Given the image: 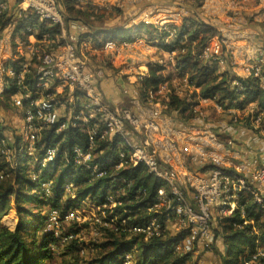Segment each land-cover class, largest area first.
<instances>
[{"label":"built area","instance_id":"2783aa9c","mask_svg":"<svg viewBox=\"0 0 264 264\" xmlns=\"http://www.w3.org/2000/svg\"><path fill=\"white\" fill-rule=\"evenodd\" d=\"M73 1L76 4L85 3L91 8L112 11L114 8H122L126 0ZM143 1L149 4V8L143 10L138 18H133L129 25H152L157 29L154 35L159 36L160 33H163V39H149L141 32L140 36L136 35L131 41L105 40L100 45L101 50L110 49L113 54L120 56L135 43L147 41L151 45L157 43L163 47H172L168 51L172 61L176 53L184 51L182 43L173 46L178 38L176 34L178 23L174 22L171 9L165 5L157 4L156 0ZM219 1L228 16H240L250 8H255L258 10L260 22L264 27V0H256L254 6L248 5V0ZM18 3L19 15L23 10H30L40 22L56 25L59 32L55 37L45 35L42 40L37 39L34 43L27 44L28 58L19 63L17 69L10 66L2 67L3 72L19 85L14 103L23 110L24 114L20 141L16 146L11 147L10 138L5 133L0 137V154L4 156L9 168L17 167L20 162L19 157L23 158L28 166L32 164L41 168L54 161L58 153V145L47 146L43 150L42 157H39L37 142L45 128L58 123V132L69 126L67 122L60 121L59 114V108L66 106L68 100L56 99L54 95L46 92L54 85L66 84L72 88L71 91H78L82 96V111L75 118L81 117L83 120L80 131L88 135V145L86 148L75 145L72 154L63 155L64 160L75 166L85 167L89 172L90 179L106 175L109 165L118 170L126 164H141L149 173L165 182L168 187L158 188L154 201L146 205V210L149 213L158 214H162L166 210L169 214H167L168 217L171 218L168 221H176L178 226L176 228L184 229L185 234L173 245L177 252L199 254L210 251L217 238L214 226H212L215 218L214 212L216 211L218 216L231 214L238 208L243 212L244 207L239 205V195L242 193L251 196L253 201L264 209V160L249 158L236 160L231 149L233 141L228 140L225 144L218 142L216 134L208 124L191 128L178 129L172 126L168 128L166 122L171 118L163 116L160 111H155L150 116H144L136 115L127 108L111 106L104 100L98 88L99 81L105 77V70L102 67L88 69V58L80 53L77 44L78 37L69 31V24L63 13L60 0H18ZM195 3L196 0H185L184 4H180L181 20L194 11ZM8 9L9 0H0V14ZM197 15L203 22L215 27L212 19L207 18L206 20L199 13ZM217 29L220 35L212 37L208 44L196 54L197 58L215 66H224L230 60L234 70L232 72L236 76L245 75L248 77L252 75L264 85L263 49L254 45L252 53L240 54L234 43V38L222 33L219 28ZM25 32L34 34L35 30L33 26H27ZM85 32V30L81 31V33ZM183 38L186 41V36ZM33 63L40 76V81L36 83L37 89L31 92L23 82ZM4 82L2 80L3 85ZM184 82L188 83L187 77L184 78ZM164 90L165 86L160 85L156 92L150 91L146 104L158 105L160 102L154 101V96L163 93ZM24 99H26L25 102ZM210 102L219 111L234 113L237 110L236 108L224 110L223 107L214 103L213 99L207 98L201 99L194 110L198 114L204 115L199 109L203 104ZM162 107L165 108V105ZM235 114L234 121L239 119L237 113ZM90 120H95V123H90ZM253 123L255 127L260 128L259 132L264 135V129L260 127V116L253 118ZM72 125L77 126L76 123ZM174 130L183 133L196 131L199 137L219 143L218 147L221 148L220 151L223 154L212 149L213 146L208 143L193 140V151L196 153H190L189 162L199 168L206 164H210V167L205 172L196 171L189 168L183 161L184 168L191 173L190 177L183 176L180 172L181 160L175 161L172 156L166 158L162 155L163 143L171 142L174 138L171 132H175ZM111 135L119 137V146L122 147L118 153V159L114 162H93L96 138ZM171 147L178 154L184 153L173 143ZM230 157H233L234 160ZM9 176V172L0 170V183ZM32 177L35 180L38 179V175L35 173L32 174ZM192 178L195 180L194 182ZM72 187L73 183L68 182L65 190L71 191ZM40 189L45 195H50L52 181H41ZM124 191L120 190V192ZM143 191L144 189H142ZM117 196L118 194L109 192L103 204H96L86 197L64 216V220L85 223L93 217L94 224L98 227L108 228L112 226V222L107 219V213H111L120 203L117 201ZM61 222L60 213L52 209L48 213L45 230L54 231L55 235H58ZM121 224H126L124 219L121 220ZM166 225L167 223L163 225L156 217H153L134 224L129 227V231L141 234L146 239L161 234L167 229ZM73 237L75 235L70 233L62 239L69 241ZM129 256L130 254H126V258ZM261 260H264V246H256L254 250L248 251L242 264L258 263Z\"/></svg>","mask_w":264,"mask_h":264},{"label":"trees","instance_id":"16d2710c","mask_svg":"<svg viewBox=\"0 0 264 264\" xmlns=\"http://www.w3.org/2000/svg\"><path fill=\"white\" fill-rule=\"evenodd\" d=\"M204 1L196 0L195 7L199 10ZM64 7L72 16H80L85 19V22L93 21L90 17L93 13L76 8L73 0H64ZM112 11L117 14L122 12L120 8H114ZM106 15L105 12L96 14L97 21L104 20ZM10 18L8 10L0 14V35L11 21ZM30 21L38 24L39 38L43 37V34L55 37L59 32L56 25L48 27L46 22H38V18L30 10L21 12L19 24H16V27L21 29ZM262 28L264 29L263 26ZM139 30L149 39L162 40L164 37L163 33L159 36L154 35L157 29L149 24L129 28L122 26L100 28L92 35L95 37L93 38L95 43L99 42V35L104 36V39L131 41ZM176 34L178 38L173 46L182 43L184 51L173 56L172 65L179 79L187 77V85L194 88V91L184 96L177 93L172 86L173 83H170L171 75L166 74L168 73L167 63L156 62V64H150L148 72L140 81L141 101L147 103L149 92H156L162 82H168L169 91L161 97V94H156L154 101L165 105L163 115L170 117L177 128L205 125L206 123L200 120L198 112L194 109L201 99L207 98L213 99L214 103L223 107L224 110L233 107L244 109L249 104L255 103L253 112L236 122L253 129L251 125L253 118L260 116V127L264 129V85L260 80L252 75L246 78L236 76L232 72L230 60L227 61L228 68L218 72L214 64L210 65L209 62H204L196 56L212 37L220 35L218 29L203 22L193 11L188 17H183L181 23L176 26ZM164 47L168 51L172 49L170 46ZM24 59L22 57L18 61H10L9 65L17 69L19 62ZM4 81L6 86L4 97L11 100L12 95L17 93L19 85L6 73ZM38 81L40 76L33 63L23 84L33 92L37 89ZM46 92L54 95L56 99H63L61 95L55 94L52 88ZM204 108L205 106L200 107L201 110ZM76 110L80 113L82 108L76 107L75 112ZM77 112L75 114H79ZM60 121L62 122L63 119L60 118ZM92 122L95 123V120H90V123ZM233 122V117L230 116L227 127ZM73 123L77 126L74 127ZM82 123V118H75L67 128L61 131L57 132L58 123L42 131L37 142L39 157H42L43 150L47 146L58 145L56 158L44 168L40 166L30 168L25 164L24 159L19 157V164L15 169H11L4 156L0 154V170L10 173V176L0 184V264H47L53 257L51 256L52 245L57 244L67 234L74 233L62 232L59 229L58 235H55L54 231H46L45 223L48 213L44 215L40 210V212L36 211L48 204L50 209L60 213L64 221V216L84 198L89 197L94 203L103 204L109 192L118 194L117 201L120 202L111 213H107V219L112 222V226L102 228L105 238L96 244V254L84 263L82 261L81 264H187L191 253L177 252L173 248L174 243L185 234L184 229H180V232L174 236L165 229L161 234L146 239L141 234L129 231V227L134 224L153 217H156L163 225L168 223L170 217L166 210L162 214L149 213L146 210V205L154 201L158 188L168 187L165 182L149 173L141 164H126L118 170L109 165L106 175L90 179L85 167L75 166L64 160L63 155L72 154L75 145L82 148L88 145V135L80 131ZM254 129L259 131L260 128ZM2 132L0 129V137ZM214 132L218 140L227 143V134L223 135L215 129ZM95 145L93 162L98 163L116 161L122 149L119 146V137L116 135L98 137ZM209 167L210 164H206L195 170L205 172ZM33 173L38 175V179H33ZM44 180L52 181L50 195H45L40 189V182ZM5 181L6 183L3 184ZM68 182H72L73 187L67 192L65 186ZM121 189L125 191L120 192ZM142 189H144L143 192ZM239 205L244 207L243 212L238 208L231 214L215 216L216 237H222L226 246L225 252L219 256V264H242L248 251L254 250L256 246H264V209L245 193L239 195ZM11 209L16 211L17 222L13 228H8L2 225L1 220L3 215ZM122 219L126 224H121ZM67 242H72L75 247L76 237ZM126 254H130V258H126ZM62 264H79V260L71 261L65 258ZM252 264H264V260Z\"/></svg>","mask_w":264,"mask_h":264},{"label":"crops","instance_id":"0c3cea01","mask_svg":"<svg viewBox=\"0 0 264 264\" xmlns=\"http://www.w3.org/2000/svg\"><path fill=\"white\" fill-rule=\"evenodd\" d=\"M142 1L141 0H126L121 10L122 9L126 10L128 9V6H132L134 3L139 4ZM184 1L185 0H172L171 5L166 6L168 9H171L173 20L174 22H177L178 24L181 23L180 16L182 14L180 4H184ZM220 4L221 3L219 0H206L202 7L204 17L212 19L215 27L219 28L222 31V33L228 34V36H231L232 38H234V43L237 45L238 51L240 54H244L248 52L252 53L254 51L253 50L254 45L260 46L264 51V29L262 28V24L260 22V16L258 15V10H256L255 8L254 9L250 8V11L252 13L251 17H248V15H250L249 12H245L243 15H240V16H228L225 14ZM75 7L83 11H88V12L93 13L90 16L91 19L93 20L92 22L97 21L96 14L98 15V13L105 12L107 14L106 16H109L111 14V11L108 12V11H103L100 9L91 8V7H88L85 3H81V4L75 3ZM18 10H19L18 0H9L8 11L11 15V18H10L11 21L9 22L7 27L4 29L3 33L0 35V96H4L5 87H6L5 83L4 85L2 83V80H4V74H5V72H3L2 67L5 68V67L10 66L9 65L10 61H18L22 57H24L25 59L28 58V49L26 45L30 43H34L37 39L42 40V38L45 35H48V34H43V37L39 38V34H40L39 26L37 23H32V21L26 23L25 27L18 29L16 27V24H19L18 20H20V17H21V13L19 15ZM82 20L83 19L76 17V16L74 18L69 17L67 20L69 24L68 26L69 31L78 37L77 44H78V48L80 49V53L83 55H85L86 53L87 55L89 54L91 56L90 58L91 61L88 60V69L93 70L96 68H100L101 66H99V63H98L100 54H103V53H106L107 55H109L110 53L111 55L113 54L110 49L101 50L100 45L103 43V41L109 40V39H104V36L99 35L98 37L99 42L95 43L93 39L95 37L92 34L97 29L91 30L92 27L84 23L85 19L84 21ZM38 22L40 21L38 20ZM47 25L48 27L52 26L51 24H48V23ZM27 26H33L35 33L34 34L26 33L25 29ZM124 27H126V25ZM82 30H85L86 32L81 33ZM140 44L144 46V49L140 47L141 48L140 50L141 51L143 50L145 51V53H148V54L145 55L141 53L140 51H138V48H136V46L138 47V45ZM156 54H160L163 57V59H165L164 61L167 63V69L170 66L173 67L172 65L173 63L170 60L168 50L165 49V47L158 45L157 43L151 45L147 41L137 42L134 45H132L130 48L126 49L123 52V54H121L120 56H115L112 62V65L110 66L111 70L115 72H119V70H122L123 68L126 70H129L131 69V67L135 69L136 66H138V69H140V71L138 75H135V76L134 74L129 75L128 81H125L124 79H122L120 74L113 75L112 73L106 72L105 77H103L98 83L99 91L101 92L104 100L111 106H118V107L130 109L136 115L150 116L151 114L153 115L155 111H160L162 112V115H163L164 108L162 107L163 105L162 103H159L158 105L157 104L148 105L145 102H142L139 97L140 96L139 95L140 81L148 72V68L150 64H152L151 62L155 58ZM93 61H96L97 63L94 64ZM215 67L217 68L218 72H223L228 68V65L226 64L224 66H215ZM238 72L241 75L240 71ZM241 77L246 78L245 75H241ZM167 83L168 82H162L160 85H164L166 88V86L168 85ZM170 83H172V81H170ZM52 89L55 92V94L61 95L62 96L61 98L68 100L67 105L64 106V112H62V114L61 112H59L60 118H62L63 121L67 122L68 124L73 122L75 117L78 116V114H75L77 112V110L75 112L76 107H78L79 109L82 108L81 107L82 96L80 95L78 91H74V92L71 91L72 88H70L66 84L54 85ZM16 94L12 95L11 100H13V102H14V98L16 97ZM210 104H212V102L206 105L208 106ZM212 105L214 106V104ZM254 107H255V103L249 104L244 109L233 107L237 109L236 112L228 113L226 111H219L214 106L216 111L229 114L228 119L230 118V116L234 117V115H236L235 113H237L239 119H242V117H245L251 112H253ZM17 109H18L17 110L18 130L17 132L15 131L17 133L15 142L12 141L13 142L12 144H14V146H16L20 141V133H21L23 122H24L23 110L19 107H17ZM206 112L207 111H205V113ZM77 113H79V111ZM167 121L168 122L166 123H167L168 128H170L169 126L177 128L176 126L173 125L172 119L167 120ZM236 121H234L232 125L229 127H227V123L221 125L222 128L225 127V131L228 134L227 142L228 140L233 141V146L231 149H232V154L235 157V159L238 160L239 158H249V159H258L260 161H263L264 160V136H262L261 134L259 135L258 131L253 132L249 127H246L242 123H239ZM208 125L213 126L212 123H209ZM181 128H185V126H181ZM211 129L212 131H214L212 127ZM175 132H171L173 133V136H174L171 142L163 143L162 155L166 158H169L170 156H172L175 161L181 160L180 172L181 174H183V176H186V177L191 176V173L187 171V169L184 168V165L182 164L183 161L185 162V164L188 165L189 168L191 169L197 168L195 164L193 165L192 163L189 162L191 159L192 152L196 153V151H193L194 149L193 140L202 141V142H205L206 144L208 143L209 145L213 146L212 149L223 154V152L220 151L221 148L218 147L219 143L199 137L196 131H193L192 133H183V132H178V131H175ZM8 133L9 132H7V134ZM11 134L12 132L9 133L8 135H11ZM216 140L218 142H222L218 140L217 138ZM172 143L175 144L178 149L183 150L184 153L178 154L175 150H173L171 147ZM9 144L11 145L10 142ZM230 158L234 160L233 157H230ZM192 181L194 182L195 180L192 178ZM215 212L214 214L216 216ZM166 226L167 228L169 226L174 227V226H177V224H176V221L171 220V221H168ZM215 226H216V223H214V227ZM212 248L213 250H210L207 252H200L199 254L197 253L191 254L190 260L191 259H196V260H194L193 263L188 261L187 264L198 263L201 260L200 258L202 256H214L216 259L219 260V256H221V254L225 252V248H226L222 237L218 236L216 238V241Z\"/></svg>","mask_w":264,"mask_h":264},{"label":"rangeland","instance_id":"374dc122","mask_svg":"<svg viewBox=\"0 0 264 264\" xmlns=\"http://www.w3.org/2000/svg\"><path fill=\"white\" fill-rule=\"evenodd\" d=\"M142 1V0H141ZM254 0H248L247 4L248 5H252L254 6L256 4V0L253 2ZM157 4L160 5H165V6H170L169 4L172 3V0H156ZM253 2V3H252ZM60 5L62 7L63 13L65 15L66 20H68L69 17H75L74 15H70L67 13L66 11V7H64V0H60ZM221 5V4H220ZM222 6V5H221ZM75 8V7H74ZM149 8V4L146 3L145 1L138 3H134L132 6H128V9L123 10L120 14H117L115 12H111V14L109 16L106 17L105 20H101V21H96V22H84L86 24H88L90 27H92L91 30L93 29H104V28H111L114 26H122L124 27L126 25V28H129V23L133 18H138L140 13H142L143 10H146ZM223 8V7H222ZM121 9V8H120ZM194 11L196 13H199L202 17H204L203 15V9L202 6L200 7V9L198 10L195 6H194ZM109 12V11H108ZM249 12L250 15H248V17H251L252 13L251 11H246ZM245 13V12H244ZM244 13L240 14L243 15ZM226 14V13H225ZM199 16V15H198ZM80 18V16H77ZM82 19V18H81ZM207 20V18H205ZM84 21V19L82 20ZM132 27V26H130ZM141 34V30H139L137 33H135V36H140ZM105 42V41H103ZM140 47H142V49H144L143 45H138V47L136 46V48H138V51H140L143 54H148L145 53V51H141ZM135 48V49H136ZM134 49V48H133ZM110 53V52H109ZM85 55L87 56L88 60L91 61V56L85 53ZM116 55L111 53L109 55H107L106 53L100 54L99 56V66H101L104 70L105 73H112L113 75H119L122 77V79H124L125 81H128V76L134 74L138 75L140 69H138V66H136L135 69H133L131 67V69L126 70V69H122L119 70V72H115L113 70L110 69V66L112 65V62L114 60V57ZM163 57L160 54H156L155 58L153 59V61L151 63L156 64V62H164L165 59H163ZM94 64H96V61H93ZM188 73V72H187ZM166 74H170L171 75V81L173 83V88L176 90L177 93H179L181 96L184 95H189L191 94L192 91H194V88L190 87L187 85L186 82H184V79H179L180 77L178 76L176 70L174 67H169L168 68V73ZM134 79V78H132ZM170 84V83H169ZM198 90V88L196 89ZM169 91V87L168 85L166 86L165 90L163 93H161V96H164L167 92ZM203 110L199 109L200 111H202V113L204 114L205 111H207L205 113V115H198L200 120L203 121V123L209 124L212 123L213 126H211L212 128H214L216 131L221 132L223 135L227 134L225 131V127L222 128V124L227 123L228 121V116L229 114L227 113H223V112H218L216 111V109L214 108V106L212 104L206 106ZM202 107V106H201ZM17 107L15 105V103L13 102V100L7 99L4 96H0V129L5 133L9 138H10V143H11V147H14V144H12L13 142H15L16 137H17ZM62 114V112H64V107H60L59 109ZM224 114V115H223ZM244 117H242L243 119ZM251 125L255 128V124L253 123V120L251 122ZM250 128L253 132H257V130L255 131V129ZM16 131V132H15ZM7 132L14 134V135H8ZM259 132V131H258ZM261 133L259 132V135ZM228 135V134H227ZM262 135V134H261ZM13 136V137H12ZM264 136V135H262ZM13 141V142H12ZM25 164L27 165V163L25 162ZM28 166V165H27ZM30 168H34V165H30ZM9 181V180H7ZM5 182H3V184H5ZM1 184V183H0ZM50 205L46 204L44 205L42 208L38 209L36 212H42V214L47 215V213L50 212ZM40 210V211H39ZM96 215V214H95ZM91 216V215H90ZM94 218L91 217V219H89V221L85 222V223H78L77 221H62L60 224V230L62 232H73L75 234L76 237V246L73 247L72 242H67L64 241L63 239L57 242V244H53L52 245V252H51V256L52 259L51 261H48L47 264H62L63 261L65 260V258L67 260H71L73 261L74 259H78L79 260V264L84 263V261L88 260L91 256H93L94 254H96V244H98V242H100L102 239L105 238L104 236V231L102 230V228L98 227L96 224H94ZM2 225L8 228H13L14 224L17 222V215H16V211L14 209L9 210V212L5 215H3L2 217ZM213 225L215 223V218L213 219ZM178 226H174V227H168L167 231L170 233V235H177L180 232V229L176 228ZM223 239V238H222ZM213 247V246H212ZM213 250V248L211 249ZM135 255V253H134ZM130 258V256H129ZM201 260L199 261L201 264H219V260L216 259L214 256H202L200 258ZM194 260L196 259H191L190 262H194ZM191 263V264H192ZM195 264V263H194Z\"/></svg>","mask_w":264,"mask_h":264}]
</instances>
